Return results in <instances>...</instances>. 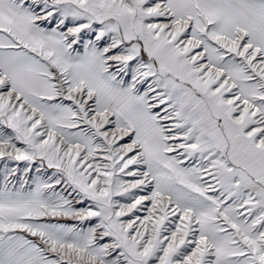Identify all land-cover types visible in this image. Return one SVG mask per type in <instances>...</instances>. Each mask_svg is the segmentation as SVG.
Wrapping results in <instances>:
<instances>
[{
    "label": "snow or ice",
    "instance_id": "1",
    "mask_svg": "<svg viewBox=\"0 0 264 264\" xmlns=\"http://www.w3.org/2000/svg\"><path fill=\"white\" fill-rule=\"evenodd\" d=\"M0 264H264V0H0Z\"/></svg>",
    "mask_w": 264,
    "mask_h": 264
}]
</instances>
